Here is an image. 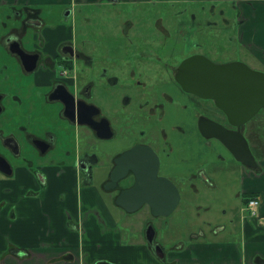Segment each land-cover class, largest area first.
Wrapping results in <instances>:
<instances>
[{"label":"flooded vegetation","instance_id":"1","mask_svg":"<svg viewBox=\"0 0 264 264\" xmlns=\"http://www.w3.org/2000/svg\"><path fill=\"white\" fill-rule=\"evenodd\" d=\"M213 1L223 5L0 0V214L15 221L19 205L51 192L55 180L75 181L67 186L71 194L80 184L94 188L99 170L115 203L120 193H180L181 200L183 194L223 193L226 170L263 176L264 103L234 125L215 99L181 82L186 77L183 83L195 89L203 85L195 66L181 70L195 56L217 65L239 62L264 75V34L252 1L247 16L235 0ZM189 38L194 45H187ZM228 40L239 46L238 55L223 62ZM258 98L264 100V88ZM223 128L239 154L245 139L257 170L235 159L217 136ZM113 177L114 188L106 189ZM138 178L166 180L175 189L133 191ZM244 193L257 191L253 186ZM61 198L54 209L66 213L65 193ZM142 208L152 214L148 204ZM67 218L77 228L84 224ZM149 227L153 247L163 249L155 221Z\"/></svg>","mask_w":264,"mask_h":264},{"label":"crops","instance_id":"2","mask_svg":"<svg viewBox=\"0 0 264 264\" xmlns=\"http://www.w3.org/2000/svg\"><path fill=\"white\" fill-rule=\"evenodd\" d=\"M64 1L69 5L94 0ZM235 1L246 16L250 12L247 1H252L260 19L259 35H263L264 0ZM257 42L263 43V37H258ZM263 176L251 179L260 186ZM55 181L51 192L38 195L31 205L21 203L15 221L7 220L6 212L0 214V264H264V220L252 217L243 203L231 211L225 225L210 226L208 231L198 227L187 241H160L165 254L160 258L146 239L143 227L138 226L133 232L125 230L124 213H128L116 205L115 194L104 192L105 178L97 179L94 188L85 189L80 184L78 193L72 194L67 188L71 179ZM64 193L68 199L64 204L66 213L54 209ZM259 200V216L264 219V200ZM43 213L51 216V224H47ZM68 214L84 224L77 228L68 222Z\"/></svg>","mask_w":264,"mask_h":264},{"label":"water","instance_id":"3","mask_svg":"<svg viewBox=\"0 0 264 264\" xmlns=\"http://www.w3.org/2000/svg\"><path fill=\"white\" fill-rule=\"evenodd\" d=\"M193 66H195L196 78H201L203 85H197L195 89L188 82L183 83L182 80L186 78L183 77L181 80L183 86L187 89L191 88V90L206 98L215 99L228 115L232 124L237 125L240 122L250 120L258 107L264 103V100L258 98V92L264 88V75L251 70L245 64L233 62L217 65L202 56H195L185 61L181 70H183V73H187L189 67L193 68ZM208 71L210 72L208 73ZM217 136L231 150L237 161L253 170H257L258 167L253 165L252 155L243 137L244 153L239 154L232 147L229 132L223 128L218 130ZM236 139L234 141H237ZM132 154L134 155V153ZM128 157L129 154L126 155V159ZM112 179L113 181L106 185V189L114 188L117 177ZM147 186H150V188ZM151 189L173 190L175 187L166 180L152 182L138 178L132 190ZM180 200V193H120L116 199V204L128 213H134L141 209L144 204H148L152 209V214L158 217L170 215L177 208ZM154 235V228L149 227L147 240L151 246L154 244ZM154 247L157 255L163 258L165 256L164 250L159 245H154ZM97 264L111 263L98 262Z\"/></svg>","mask_w":264,"mask_h":264},{"label":"rangeland","instance_id":"4","mask_svg":"<svg viewBox=\"0 0 264 264\" xmlns=\"http://www.w3.org/2000/svg\"><path fill=\"white\" fill-rule=\"evenodd\" d=\"M186 1L188 0H181L180 5L183 3L186 4ZM184 7H187V5ZM188 42L189 44L187 45L192 46L195 41L192 42L189 38ZM223 47V62L227 59H237L239 46L236 47L235 43H231L228 40L223 41ZM239 55L245 58V54L240 53ZM229 173L230 171L228 170L223 171V193H189L188 197L183 194L177 209L167 217L159 218L158 220V218L151 214L148 208H141L135 213H124L127 223L124 226L125 230L127 232H133L139 226L143 227L146 232L147 223L155 221L160 233L158 240L161 242L170 244L176 239L177 241H187L190 233L198 227H204L208 231L210 226L227 224L232 216L231 211L239 208L240 204H242L243 193L247 188L249 189L254 186L257 193L264 200V181H262L263 185L259 186L252 180L253 178H245L241 174L235 177ZM105 174V172L99 170L96 176L102 179L105 177ZM235 174H237V171ZM162 221L165 222L167 229H164L160 225ZM163 233L166 235H162ZM165 246L167 247L168 245Z\"/></svg>","mask_w":264,"mask_h":264},{"label":"built area","instance_id":"5","mask_svg":"<svg viewBox=\"0 0 264 264\" xmlns=\"http://www.w3.org/2000/svg\"><path fill=\"white\" fill-rule=\"evenodd\" d=\"M259 207H260V200L259 199H253L249 202V204L246 206V211H248L252 217L259 218V221L264 220L263 218H260L259 216Z\"/></svg>","mask_w":264,"mask_h":264},{"label":"trees","instance_id":"6","mask_svg":"<svg viewBox=\"0 0 264 264\" xmlns=\"http://www.w3.org/2000/svg\"><path fill=\"white\" fill-rule=\"evenodd\" d=\"M260 195L258 193H246L243 195V201L245 206L249 204V202L253 199H258Z\"/></svg>","mask_w":264,"mask_h":264}]
</instances>
